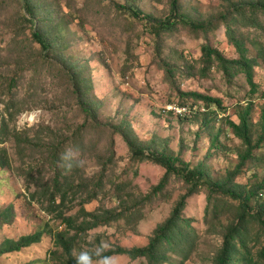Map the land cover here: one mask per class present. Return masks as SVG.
Returning a JSON list of instances; mask_svg holds the SVG:
<instances>
[{"label":"rangeland","instance_id":"rangeland-1","mask_svg":"<svg viewBox=\"0 0 264 264\" xmlns=\"http://www.w3.org/2000/svg\"><path fill=\"white\" fill-rule=\"evenodd\" d=\"M170 3L30 0L35 14L30 23L25 0H0V114L5 123L0 128V149L6 151L7 161L0 167V212L11 210L9 224L0 220V243L44 232L41 243L3 255L0 264H63L65 253L55 243V235L66 231L61 217L76 216L80 222L82 208L111 209L122 216L81 233L75 256L81 250L94 251L101 242L108 250L148 244L157 225L170 216L188 187L173 176L160 193L145 201L165 169L133 157L117 125L129 124L144 142L154 141L157 149L168 146L170 152L179 154L191 167L201 165L217 181L234 169L236 154L242 150L226 121L238 123L236 113L247 104L251 105L253 138H257L264 110V13L255 16L258 28L236 29L249 55L257 56L253 66L257 88L252 93L244 74L228 79L216 62L203 69L200 60L204 43L227 58L238 57L219 18L226 12L225 1L180 0L183 15L195 23H210V28L204 33L178 26L161 39L146 28L145 20L118 8L133 5L163 19L169 15ZM35 31L54 42L50 50H42L32 38ZM75 79L87 90L84 99L92 107L90 112L82 107ZM189 91L219 98L221 108L207 107L204 100L180 93ZM194 101L200 105L186 114L168 109L170 105L190 106ZM35 108L42 110L41 122L18 132V114ZM69 148L79 150L85 161L83 169L66 171L58 166L60 154ZM253 154L235 178L247 189L264 179V150ZM56 177L66 193L61 207L59 195L56 206L50 201L56 193ZM92 193L95 197L89 198ZM207 194V186H202L187 201L184 216L192 219L198 237L186 264H215L221 235L240 212L239 201L217 193L212 194L204 212ZM260 202L264 200L251 202L252 213ZM248 229L249 247L256 254L264 246V238L259 226L250 223ZM256 237L260 243L253 241ZM117 257L120 264H147L143 258Z\"/></svg>","mask_w":264,"mask_h":264},{"label":"trees","instance_id":"trees-1","mask_svg":"<svg viewBox=\"0 0 264 264\" xmlns=\"http://www.w3.org/2000/svg\"><path fill=\"white\" fill-rule=\"evenodd\" d=\"M223 1H225L227 8L226 12L221 14L219 18L225 29V36L235 47L238 57L227 58L217 48L204 43L200 46V60L203 63V69L216 62L228 79L238 73H242L249 84L250 91L255 93L257 87L253 79V66L256 64L257 56L249 55L245 40L236 35V29L238 27H259L255 16L259 11L264 13V0ZM25 4L30 15L29 22L33 23L35 14L30 5V0H25ZM118 8L125 13L131 14L133 18L145 20L146 28L157 39H161L164 33L174 31L178 26L204 33L210 28V23H195L188 16L183 15L181 13L180 0H171L169 15L163 19L144 14L133 5H119ZM32 38L44 51L50 50L54 45V42L47 39L40 31L33 32ZM167 65L168 73H172L171 67H169V64ZM75 81L78 86L80 85L75 91L79 94L82 107L86 112L92 111L91 105L84 99L87 90L82 89L78 80L75 79ZM180 93L195 99L204 100L207 107L213 104L217 108H221L222 105L219 98L205 96L196 91ZM194 103L200 105L198 101H194ZM250 114L251 105L247 104L236 113L238 123L230 120L226 121L232 135L240 141L242 150L236 154L238 163L234 169L218 181L212 180L201 165L191 167L179 154L170 152L168 146L157 149L158 147L154 141L144 142L129 124L115 126L117 131L122 134L133 157L142 161H152L165 169L161 180L153 186L149 194L145 195V201L150 200L153 194L160 193L169 184L173 176L181 178L188 188L187 192L180 196L174 205L170 216L164 222L157 225L147 245L132 248L117 246L116 248L107 250L104 254L126 256L131 260L143 258L146 259L147 264H186L190 260L198 234L192 226V219L186 218L184 211L188 199L198 194L202 186H207L208 194L206 196L204 212L208 211V205L213 200V193L222 194L235 201H239L240 207V212L235 217L234 222L221 235L223 241L221 248L214 257L215 264H264V246L256 254L253 253L249 247L251 239L248 229L250 223L259 226L261 235L264 238V202L258 204L259 209L255 213H252L250 205L253 200H264V179L250 189H247L246 185L235 181V178L239 175L245 164L254 158L253 152L255 150H264V110L260 113L259 134L256 139L253 138V123L250 121ZM3 122L4 120L0 114V128ZM4 127L5 123L2 128ZM5 154L6 151L0 149V167H5V164H7ZM53 187L56 193H52L50 201L53 207L54 205L56 206L57 195H59L60 202L58 205L61 207L66 199V193L65 191H61L59 177L55 178ZM88 197L94 198L95 194L92 193ZM85 201H88V199ZM10 211L0 212V220L3 224L10 223ZM210 212L214 214L212 210ZM82 213L83 219L80 222L76 216L64 217L62 215L61 217L62 223L66 225V231L55 235V243L62 247L65 253L66 261L63 264H76L73 251L81 233L100 225L109 224L120 219L122 216L121 212H114L111 209L105 208L102 211H87L85 208H82ZM1 227L2 224H0ZM71 231H75V233L71 235ZM43 235V231H38L33 234L23 235L18 240L4 239L0 243V258L3 255L18 253L32 245L41 243ZM253 241L260 243V237L254 238ZM170 255L178 256L179 259L172 260Z\"/></svg>","mask_w":264,"mask_h":264},{"label":"clouds","instance_id":"clouds-1","mask_svg":"<svg viewBox=\"0 0 264 264\" xmlns=\"http://www.w3.org/2000/svg\"><path fill=\"white\" fill-rule=\"evenodd\" d=\"M42 110L39 108L21 112L17 116L16 130L23 132L30 129L41 122ZM58 166L66 171L74 168L85 167V161L80 158L78 149H66L60 154ZM108 245L101 242L94 251L81 250L76 256V264H120V259L116 255H105Z\"/></svg>","mask_w":264,"mask_h":264},{"label":"built area","instance_id":"built-area-1","mask_svg":"<svg viewBox=\"0 0 264 264\" xmlns=\"http://www.w3.org/2000/svg\"><path fill=\"white\" fill-rule=\"evenodd\" d=\"M199 106V104H197V103H195V104H190V106H186V105H182V106H177V105H170V106H168V109L169 110H174L175 112H177V113H189V112H191V109L192 108H196V107H198ZM202 110H204V108H203V106H201L200 107Z\"/></svg>","mask_w":264,"mask_h":264}]
</instances>
